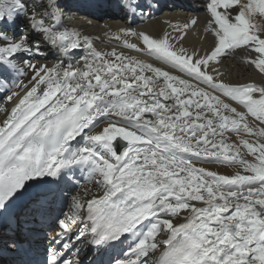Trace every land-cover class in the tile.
I'll list each match as a JSON object with an SVG mask.
<instances>
[{
	"label": "snow or ice",
	"instance_id": "1",
	"mask_svg": "<svg viewBox=\"0 0 264 264\" xmlns=\"http://www.w3.org/2000/svg\"><path fill=\"white\" fill-rule=\"evenodd\" d=\"M154 5L116 3L132 19ZM71 11L65 0L0 4V264H264V86L225 83L216 67L247 48L264 73L253 19L264 0H209L204 54L184 45L196 18L155 37L113 34L177 74L97 50L68 27ZM214 163L238 170L204 166ZM57 204L68 211L33 259L34 226Z\"/></svg>",
	"mask_w": 264,
	"mask_h": 264
},
{
	"label": "bare ground",
	"instance_id": "2",
	"mask_svg": "<svg viewBox=\"0 0 264 264\" xmlns=\"http://www.w3.org/2000/svg\"><path fill=\"white\" fill-rule=\"evenodd\" d=\"M65 2L72 9L69 18L66 20V24L70 29L77 30L82 35L89 37L97 50L109 52L113 48H116L118 52L123 51L127 56H136L138 59L147 63H152L155 66H160L165 70L172 71L173 74H177L175 69H171L168 65H163L162 62L155 57L124 48V38L122 37L121 40L117 41L113 38V34L117 33L120 29L131 27L137 32H145L155 37L165 31L172 32L173 25L182 26L184 23L196 18L197 24L189 31L188 37L184 41L185 47L188 48L189 52L195 48L201 54H204L211 48L213 43V39L210 36L207 40L200 39L209 18V14L206 12V5L209 0H158L159 6H153L151 9V17H137L135 19L131 17L126 18L124 16L123 12L116 7L117 0H65ZM166 2L169 3L167 4ZM2 3L3 0H0V4ZM253 19L255 23L259 24L261 29L264 30V17L257 16ZM261 34L264 35V31H262ZM127 39L130 43L138 42L136 37H127ZM83 54L84 53L81 52L77 55L81 64H83V59L80 57ZM250 55L256 56L258 54L254 53L251 49L241 48L232 51L225 57H221V63L216 65V67L223 73L222 79L225 83H255L257 86H264V73H260L254 66L245 63V58ZM42 62L51 65L56 62V58L54 55L50 54L48 58L42 60ZM20 79L23 80L24 78L21 77ZM0 91H2V89H0ZM3 116L4 114L0 113V119H2ZM228 135L230 140L235 139V134L229 133ZM204 166L221 175L235 174L238 170L237 167H230L225 164L214 163ZM77 175H82V173L78 172ZM81 182L85 183L84 181ZM88 186L92 187L91 185ZM93 191H95V188H93ZM61 207H63L65 212L68 211V208L62 204L55 205L53 211L49 213L48 218L39 226L43 229L49 228L48 233L52 232L54 234L55 224L52 222L55 220L56 216L59 215ZM79 226L80 225H77V227ZM34 239L37 241L36 237H34ZM41 249L44 250L43 245Z\"/></svg>",
	"mask_w": 264,
	"mask_h": 264
},
{
	"label": "rangeland",
	"instance_id": "3",
	"mask_svg": "<svg viewBox=\"0 0 264 264\" xmlns=\"http://www.w3.org/2000/svg\"><path fill=\"white\" fill-rule=\"evenodd\" d=\"M167 4L169 3V2H166ZM41 238V240H42V237H40ZM45 240V239H44ZM43 240V244H45V241Z\"/></svg>",
	"mask_w": 264,
	"mask_h": 264
}]
</instances>
